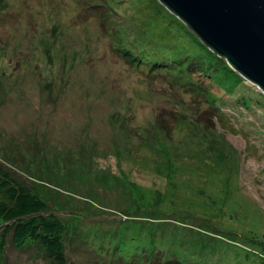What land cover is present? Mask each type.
I'll list each match as a JSON object with an SVG mask.
<instances>
[{"label":"rangeland","instance_id":"obj_1","mask_svg":"<svg viewBox=\"0 0 264 264\" xmlns=\"http://www.w3.org/2000/svg\"><path fill=\"white\" fill-rule=\"evenodd\" d=\"M98 1L0 0V162L67 225L69 264H138L120 252L152 242L149 264H264V92L150 71L143 43L178 55L195 33L160 0Z\"/></svg>","mask_w":264,"mask_h":264},{"label":"trees","instance_id":"obj_2","mask_svg":"<svg viewBox=\"0 0 264 264\" xmlns=\"http://www.w3.org/2000/svg\"><path fill=\"white\" fill-rule=\"evenodd\" d=\"M142 45L144 49L141 54L134 55L132 51L130 52L133 58L139 57L147 68L151 66L150 71L161 67L169 69L168 64L172 63L173 68L187 69L191 72L195 69H200L205 74L219 72L223 79L225 76L232 77L236 85L245 79L224 58L202 43L197 36L193 47L184 48L183 52L178 55H174L172 51H167L166 54H155L152 53L154 52L152 49L150 52L151 47L146 46L145 43ZM154 226L152 225L148 231L144 232L146 236L143 232L141 233L143 239L157 240L153 233L155 231H152ZM67 228V225L52 211L51 206L45 200L39 198L30 186L19 180L12 170L0 162V264H8L6 255L11 245L17 249L36 245L48 264H69L65 240ZM149 233L150 236H148ZM152 243L154 247L148 253L146 250L140 255L128 252V250L119 252L125 255L128 261L136 258L138 264H149L152 258L148 257L149 254L152 255L153 252L158 251L165 252L158 249L156 243ZM102 246L104 251L109 250L107 243ZM168 258L165 264H174L176 261L173 258L177 257L172 255ZM157 259L161 262L160 257ZM176 260L179 262L178 258Z\"/></svg>","mask_w":264,"mask_h":264},{"label":"water","instance_id":"obj_3","mask_svg":"<svg viewBox=\"0 0 264 264\" xmlns=\"http://www.w3.org/2000/svg\"><path fill=\"white\" fill-rule=\"evenodd\" d=\"M195 35L264 92V0H160Z\"/></svg>","mask_w":264,"mask_h":264}]
</instances>
